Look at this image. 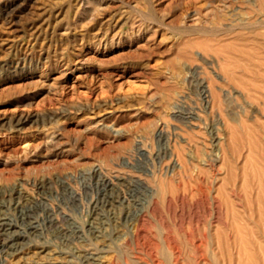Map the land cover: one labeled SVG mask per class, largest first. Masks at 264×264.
Returning a JSON list of instances; mask_svg holds the SVG:
<instances>
[{"label": "rangeland", "instance_id": "rangeland-1", "mask_svg": "<svg viewBox=\"0 0 264 264\" xmlns=\"http://www.w3.org/2000/svg\"><path fill=\"white\" fill-rule=\"evenodd\" d=\"M263 199L264 0H0V264H264Z\"/></svg>", "mask_w": 264, "mask_h": 264}, {"label": "bare ground", "instance_id": "bare-ground-1", "mask_svg": "<svg viewBox=\"0 0 264 264\" xmlns=\"http://www.w3.org/2000/svg\"><path fill=\"white\" fill-rule=\"evenodd\" d=\"M228 77V76H227ZM232 77V76H231ZM232 80V79H231ZM214 89V88H213ZM213 93H214V91H213ZM212 92L210 93L211 95L213 94ZM218 95V94H217ZM217 95H215V99H217ZM213 96V95H212ZM217 96V97H216ZM213 98V97H212ZM220 99V98H219ZM186 141V140H185ZM190 143H191V141H190ZM174 156V155H173ZM183 159V158H182ZM185 164V163H184ZM258 166V165H257ZM256 166V167H257ZM263 168V167H262ZM258 169V168H257ZM255 170V169H254ZM263 171V170H262ZM253 172V171H252ZM261 172V171H260ZM262 176V175H261ZM258 181V180H257ZM261 187V186H260ZM260 191V190H259ZM261 194V193H260ZM264 200V199H263ZM263 205V204H262ZM264 211V210H263ZM8 222V221H7ZM4 229V228H3ZM176 251V250H175ZM176 259V258H175Z\"/></svg>", "mask_w": 264, "mask_h": 264}]
</instances>
